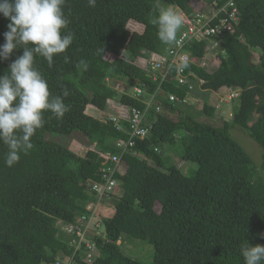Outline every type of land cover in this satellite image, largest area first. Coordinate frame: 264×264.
<instances>
[{
	"label": "trees",
	"instance_id": "obj_1",
	"mask_svg": "<svg viewBox=\"0 0 264 264\" xmlns=\"http://www.w3.org/2000/svg\"><path fill=\"white\" fill-rule=\"evenodd\" d=\"M230 2L238 10L234 32L187 47L191 61L184 76L199 95L190 94L168 58L182 29L166 45L152 21L170 6L192 18ZM63 11L73 43L51 65L37 55L35 67L52 96L68 93V111L60 119L44 111V124L31 138L34 148L13 167L5 165L8 148L0 142V264H53L73 256L66 228L97 202L92 183L105 184L103 171L113 157L122 158L123 173L113 176L122 194L115 215L102 219L105 235L96 241L94 261L82 264H146L121 249L133 241L152 246L147 264H244L243 247L264 245V0H96L94 7L88 0H66ZM8 23L0 14V45ZM134 25L142 31L132 30ZM22 53L21 47L0 61V76ZM209 55L218 62L203 67ZM154 61L168 73L164 82L153 79ZM137 87L143 98L133 95ZM224 89L240 97L233 101L231 120L216 127L207 121L221 110L210 96ZM158 90L164 96L146 117L150 135L130 146L129 123L120 113L145 111V100ZM168 95L197 98L200 106L172 103ZM231 127L245 130L259 145L258 166L233 140ZM76 140L89 144L85 156L70 149ZM181 163L196 169L187 175Z\"/></svg>",
	"mask_w": 264,
	"mask_h": 264
},
{
	"label": "clouds",
	"instance_id": "obj_2",
	"mask_svg": "<svg viewBox=\"0 0 264 264\" xmlns=\"http://www.w3.org/2000/svg\"><path fill=\"white\" fill-rule=\"evenodd\" d=\"M88 2L94 7L96 0ZM65 4L66 0H0V14L10 21L8 30L3 33L5 42L0 45V61L9 60L14 50L23 48L22 55L10 64L7 73L0 76V142L8 148L4 160L7 167H13L21 154L27 155L34 148L31 138L44 124V111H51L58 119L68 111L63 99L68 93L52 96L47 80L35 67L37 55L51 65L54 56L65 52L73 43L74 34L65 31L71 23L63 11ZM152 23L158 26L160 41L170 45L176 41L184 18L170 6L161 9ZM200 85L199 82V88ZM193 91H196L195 86ZM229 92L224 89L215 95L226 97ZM163 96L161 92L159 97ZM179 100L177 103L186 101ZM241 254L244 264H261L264 245L248 244L241 249Z\"/></svg>",
	"mask_w": 264,
	"mask_h": 264
},
{
	"label": "built area",
	"instance_id": "obj_3",
	"mask_svg": "<svg viewBox=\"0 0 264 264\" xmlns=\"http://www.w3.org/2000/svg\"><path fill=\"white\" fill-rule=\"evenodd\" d=\"M235 6L233 2H230L221 10L211 8L208 13H198L192 18L180 12L184 18V23L181 27L182 32L173 48L168 50V58L170 57L171 66L175 65L178 67L179 84L188 86L190 92L194 89V83L190 77L184 76L185 65L191 61V53L187 50L188 45L194 40L206 41L211 38H219L225 33L234 32L233 23L238 20V10ZM221 14H223L222 17ZM202 65L206 67L205 62ZM151 71L155 82L160 78L161 82H164L168 76V73H162V63L158 61L151 63ZM200 84H203V82L200 81ZM117 88L119 89L120 85ZM144 94L145 92L142 89L138 87L134 89V96L143 98ZM160 95L161 91L158 90L156 94L149 96L145 100L147 102L145 111L135 108L121 111L120 117L129 123L130 146L135 145V139L144 141L149 137L151 130L145 126L146 117L152 103ZM168 97L172 103L180 102L179 98L174 95H169ZM239 97V91H231L226 95L225 99L227 102H232ZM183 102L186 103V101ZM157 112L161 113V107L157 108ZM112 120L119 124L116 117H113ZM117 127L118 130L126 131L121 125ZM111 161V166L103 171L104 179L106 180L105 184L92 183L91 191L97 194V202L87 204L86 214L76 223L66 228L71 237L69 245L74 250L73 256L62 255L53 264H82L94 261L95 252L97 251L96 240L102 237L101 229L103 227L102 219L98 217V211L103 200L112 199L116 195L118 182L113 179V176L123 173L122 158L113 157Z\"/></svg>",
	"mask_w": 264,
	"mask_h": 264
},
{
	"label": "rangeland",
	"instance_id": "obj_4",
	"mask_svg": "<svg viewBox=\"0 0 264 264\" xmlns=\"http://www.w3.org/2000/svg\"><path fill=\"white\" fill-rule=\"evenodd\" d=\"M136 27L135 25L131 27L132 30H138V31H142L141 28ZM256 57V60H258V57ZM217 60L216 57L213 55H209L208 59L205 61L206 63V68H212V66H215L217 64ZM195 92L197 91H192L193 94H195ZM199 95V93L197 92L196 95ZM195 95V96H196ZM213 98V100L210 102L211 103H215V101L217 102L218 99V108H220V113L221 115H219V117H217L216 119H214L213 121H207L210 124L212 123L214 126L216 127H222L223 123L225 121H230L231 120V114H233V110L234 107L237 105H234V103L231 102H227V100L225 99V97L222 96H218L215 94H211V96ZM190 105L192 104L193 107L199 108V102H197V98L191 100V102H189ZM88 111H90V114H92V112L94 113V116L96 117H100L99 112H96L93 109H88ZM92 111V112H91ZM103 116V115H102ZM201 121H206L205 119H202ZM229 133L231 135V137L233 138V140L240 145V148L243 149L246 154L250 157V159L252 160L253 164L255 166H258L261 163V157H262V151L259 148V145L250 137V135L248 134V132H246L243 129H240L238 127H231L229 130ZM54 139H56L59 142L64 141L65 139L61 138V137H55ZM74 142V141H73ZM88 145L85 142H80L79 140H76V143H73L71 146V150H74L76 153H78L81 156H85L86 153L88 152ZM177 159V158H175ZM180 167H185L186 170L188 169V171H184L185 174L189 175V169H196V166L194 164H188V163H181ZM121 189L120 187L118 188V190L116 189V197L111 199H105L101 202L100 208H99V219H103V220H108L110 218H112L115 215V201H117L118 197L121 196ZM102 220V221H103ZM101 234L104 236L105 235V227L103 225L102 229H101ZM152 246L149 244H145L143 242H139V241H133V243L131 242H126L122 245L121 249L124 251L125 254L129 255L130 257H132L135 260H139V261H143L144 263H151L152 262V256H153V249L151 248Z\"/></svg>",
	"mask_w": 264,
	"mask_h": 264
},
{
	"label": "bare ground",
	"instance_id": "obj_5",
	"mask_svg": "<svg viewBox=\"0 0 264 264\" xmlns=\"http://www.w3.org/2000/svg\"><path fill=\"white\" fill-rule=\"evenodd\" d=\"M198 43V42H197ZM138 105H140L139 103H138ZM137 109V108H136ZM126 141V140H125ZM102 181V180H101Z\"/></svg>",
	"mask_w": 264,
	"mask_h": 264
}]
</instances>
